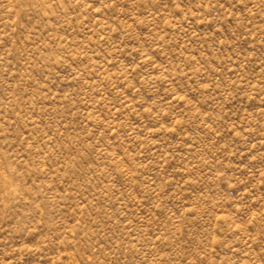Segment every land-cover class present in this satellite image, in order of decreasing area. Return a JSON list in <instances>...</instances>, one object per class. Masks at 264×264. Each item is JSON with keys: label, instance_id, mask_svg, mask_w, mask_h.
Wrapping results in <instances>:
<instances>
[{"label": "rangeland", "instance_id": "374dc122", "mask_svg": "<svg viewBox=\"0 0 264 264\" xmlns=\"http://www.w3.org/2000/svg\"><path fill=\"white\" fill-rule=\"evenodd\" d=\"M0 264H264V0H0Z\"/></svg>", "mask_w": 264, "mask_h": 264}]
</instances>
